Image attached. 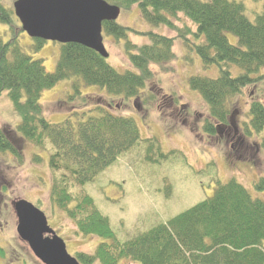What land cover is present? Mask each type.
<instances>
[{
	"label": "trees",
	"instance_id": "trees-1",
	"mask_svg": "<svg viewBox=\"0 0 264 264\" xmlns=\"http://www.w3.org/2000/svg\"><path fill=\"white\" fill-rule=\"evenodd\" d=\"M106 1L122 10L137 5L141 17L155 26L176 29L173 19L179 14L195 25L194 34L203 42L191 44L187 37L189 29L179 37L197 52L205 67L220 68L217 78H190L191 88L199 91L209 106L210 116L203 127L211 138L221 126L231 124L230 99L260 84L259 89L264 92V7L251 20L246 15L244 2L237 0ZM0 22L11 33L8 41L0 35V95L8 93L21 117L15 129L0 126V151L11 152L20 161L22 141L53 146L49 166L53 171L62 172L60 178L53 180V203L66 211L76 223L78 233L109 241L101 242L94 253H77L82 264H264V200L254 198L237 178L218 182L212 196L123 242L117 239L109 217L102 214L91 195L83 194L80 199L70 191L72 184L94 181L122 153L141 141L136 120L115 112V99H134L140 107L167 101L168 109L178 108L176 95L159 97L151 88L149 93H144L154 81L153 64L170 70L164 66L175 59L176 37L153 31L138 32L117 21H104V34L126 41L125 54L134 70L119 72L108 58L95 50L67 43L61 44L56 71L48 72L43 60L23 51L19 43V36L24 32L21 23L14 11L1 3ZM130 32L145 36L148 43H133L129 40ZM230 34L237 37L238 45L231 43ZM35 41L36 49L45 43L43 39L35 38ZM232 65L241 70L239 75L231 73ZM72 78L87 85H99L112 97L82 95L80 85L75 84L72 100L77 103L81 99L82 103L74 105L65 122L54 124L46 117L42 92ZM157 91L162 93L161 88ZM159 108L163 115L166 109ZM249 116L242 134L245 139L264 130V102L260 98L252 100ZM154 141L147 140L152 143L150 150ZM36 159L38 162L42 157L36 155ZM255 187L264 191V177L255 181ZM74 200L75 205L70 207ZM0 255H5L1 246Z\"/></svg>",
	"mask_w": 264,
	"mask_h": 264
},
{
	"label": "rangeland",
	"instance_id": "rangeland-1",
	"mask_svg": "<svg viewBox=\"0 0 264 264\" xmlns=\"http://www.w3.org/2000/svg\"><path fill=\"white\" fill-rule=\"evenodd\" d=\"M15 1L0 0V3L14 11ZM237 1L244 2L246 15L251 20L264 7V0ZM173 21L176 29L152 25L141 17L137 5L122 10L117 19L121 25L138 32L153 31L176 37L175 59L164 66L170 70L153 64L154 81L148 84L144 93H149L151 88L159 97L164 94L176 95L179 98L178 108L168 109L167 101L140 107L134 99H115V112L128 114L136 120L141 141L122 153L94 181L69 187L74 197L81 199L83 194H89L95 199L98 209L109 217L112 229L121 242L159 222H166L212 196L218 182L225 183L231 178H237L254 198L264 200V191L255 187V181L264 177V130L250 138L246 135L248 139L236 140L237 135L243 134L244 123L250 120L249 106L252 100L260 98L264 102V92L259 89L262 84L230 99V121L232 119L233 126L218 127L214 138L208 136L203 126L210 116L209 106L200 92L191 88L190 78H217L220 68L217 65L205 67L197 52L189 49L184 38L179 37L189 29L187 37L191 44L203 42L194 34L195 25L183 14ZM0 35L5 41L11 38L9 27L1 22ZM103 37L110 54L109 63L119 72L134 70L125 54L126 41L108 34ZM229 38L232 44L238 45L236 36L230 34ZM129 40L135 44L148 43L145 36L134 32L129 33ZM35 42L26 32L19 36L23 51L34 59L43 60L48 72H55L61 55V43L45 41L41 49H36ZM230 71L234 76L241 73L234 65L230 66ZM75 84L80 85L82 95L112 97L99 85H87L77 78L62 80L42 92L41 102L46 117L52 123L65 122L73 112L74 105L76 107L77 103H82L81 99L77 103L72 100L76 94ZM158 88L162 89V93L157 91ZM160 106L166 109L163 115ZM186 109L188 114H185ZM20 121L21 117L8 93L3 92L0 95V126L12 130ZM230 129L232 131L229 132ZM150 138L155 140L152 150V143L147 142ZM20 149V161L11 152L0 151V246L5 250V255H0V264H7L10 259L16 264H42L29 244L18 235L14 203L20 199L33 203L46 214L49 225L65 241L67 251L72 256L79 252L94 253L101 242H109L99 236L78 233L76 223L66 211L53 203V180L62 174L49 166L53 146H39L25 140ZM36 155L41 156L42 160L37 162ZM75 203L74 200L70 207Z\"/></svg>",
	"mask_w": 264,
	"mask_h": 264
},
{
	"label": "water",
	"instance_id": "water-1",
	"mask_svg": "<svg viewBox=\"0 0 264 264\" xmlns=\"http://www.w3.org/2000/svg\"><path fill=\"white\" fill-rule=\"evenodd\" d=\"M14 12L32 38L61 44L78 43L108 58L103 22L116 21L118 5L106 0H16ZM17 232L45 264H81L67 251L65 241L49 225L46 214L33 203H14Z\"/></svg>",
	"mask_w": 264,
	"mask_h": 264
},
{
	"label": "flooded vegetation",
	"instance_id": "flooded-vegetation-1",
	"mask_svg": "<svg viewBox=\"0 0 264 264\" xmlns=\"http://www.w3.org/2000/svg\"><path fill=\"white\" fill-rule=\"evenodd\" d=\"M225 128H226V127H225ZM227 128H228V127H227ZM230 131H232V129H230L229 132H230ZM233 132H234V131H233ZM235 133H236V135H237V130H236ZM236 137H237L236 140H241L242 138H244L242 134H241V135H237ZM245 142H246V141H245ZM75 257H77V256H75ZM11 258H13V257H11ZM37 258H38V257H37ZM77 259L79 260L78 257H77ZM39 260H40V259H39ZM40 261H41V260H40ZM79 261H80V260H79ZM41 262H42V261H41ZM80 263H81V261H80ZM7 264H16V263L12 262V259H10L9 262H7ZM21 264H23V263H21ZM36 264H37V263H36ZM42 264H45V263L42 262ZM81 264H82V263H81Z\"/></svg>",
	"mask_w": 264,
	"mask_h": 264
}]
</instances>
